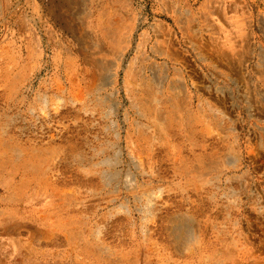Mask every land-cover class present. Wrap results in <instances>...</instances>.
Wrapping results in <instances>:
<instances>
[{
    "label": "rangeland",
    "instance_id": "374dc122",
    "mask_svg": "<svg viewBox=\"0 0 264 264\" xmlns=\"http://www.w3.org/2000/svg\"><path fill=\"white\" fill-rule=\"evenodd\" d=\"M0 264H264V0H0Z\"/></svg>",
    "mask_w": 264,
    "mask_h": 264
},
{
    "label": "bare ground",
    "instance_id": "6f19581e",
    "mask_svg": "<svg viewBox=\"0 0 264 264\" xmlns=\"http://www.w3.org/2000/svg\"><path fill=\"white\" fill-rule=\"evenodd\" d=\"M6 143V142H5ZM188 231L185 230V228L182 226L175 228L174 230V237L175 239L178 240V242L180 243L179 247L182 246H187L190 247L192 245V243H194L196 241V237H195V231H192V235L190 237H188Z\"/></svg>",
    "mask_w": 264,
    "mask_h": 264
}]
</instances>
